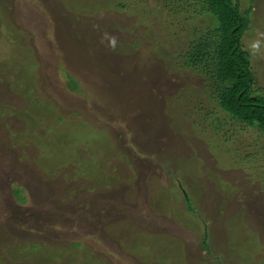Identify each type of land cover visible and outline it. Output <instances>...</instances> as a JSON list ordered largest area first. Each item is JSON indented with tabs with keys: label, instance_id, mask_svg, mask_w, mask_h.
<instances>
[{
	"label": "rangeland",
	"instance_id": "374dc122",
	"mask_svg": "<svg viewBox=\"0 0 264 264\" xmlns=\"http://www.w3.org/2000/svg\"><path fill=\"white\" fill-rule=\"evenodd\" d=\"M120 1L0 0V264H264L260 149L197 131L202 81ZM235 1L264 95V0Z\"/></svg>",
	"mask_w": 264,
	"mask_h": 264
},
{
	"label": "trees",
	"instance_id": "16d2710c",
	"mask_svg": "<svg viewBox=\"0 0 264 264\" xmlns=\"http://www.w3.org/2000/svg\"><path fill=\"white\" fill-rule=\"evenodd\" d=\"M147 1L151 3L147 6L150 10L144 17L158 15L156 22L165 25L172 36V40L164 39L163 43L172 46L170 49L175 48L169 63L174 72L181 71L202 81L203 87L198 93L187 91L185 99L177 98L184 105L183 111L190 114V121L201 134L213 116H222L214 120L211 138L231 143L246 141L248 137L247 149L255 146L261 152L241 153L250 161L247 169L252 171L250 168L257 161L264 169V95L257 89L251 55L243 47V39L251 28L250 11L243 15L235 0ZM120 2L136 6L137 0ZM118 7L127 9L126 5ZM177 27L180 29L176 30ZM71 87L79 89L76 82ZM241 160L235 166L244 165ZM16 195L19 203H26L18 192ZM203 237L208 250L207 232Z\"/></svg>",
	"mask_w": 264,
	"mask_h": 264
},
{
	"label": "clouds",
	"instance_id": "9594fccd",
	"mask_svg": "<svg viewBox=\"0 0 264 264\" xmlns=\"http://www.w3.org/2000/svg\"><path fill=\"white\" fill-rule=\"evenodd\" d=\"M104 38L108 41L107 47L114 51L118 43L117 38L111 34H105Z\"/></svg>",
	"mask_w": 264,
	"mask_h": 264
}]
</instances>
